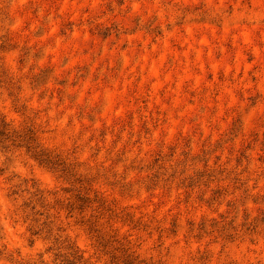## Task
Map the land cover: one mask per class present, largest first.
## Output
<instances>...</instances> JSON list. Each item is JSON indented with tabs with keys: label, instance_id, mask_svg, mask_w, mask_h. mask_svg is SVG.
Here are the masks:
<instances>
[{
	"label": "clouds",
	"instance_id": "obj_1",
	"mask_svg": "<svg viewBox=\"0 0 264 264\" xmlns=\"http://www.w3.org/2000/svg\"><path fill=\"white\" fill-rule=\"evenodd\" d=\"M65 256L264 264V0H0V264Z\"/></svg>",
	"mask_w": 264,
	"mask_h": 264
},
{
	"label": "rangeland",
	"instance_id": "obj_2",
	"mask_svg": "<svg viewBox=\"0 0 264 264\" xmlns=\"http://www.w3.org/2000/svg\"><path fill=\"white\" fill-rule=\"evenodd\" d=\"M77 199L80 201H85L84 197L77 196ZM71 207H72V205H69V208H71ZM63 259H64V264H73V261L69 260L67 256H65ZM115 259H116V257L114 256L113 260L115 261Z\"/></svg>",
	"mask_w": 264,
	"mask_h": 264
}]
</instances>
